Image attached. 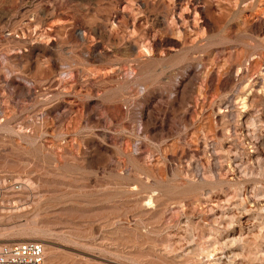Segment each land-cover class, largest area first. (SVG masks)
Listing matches in <instances>:
<instances>
[{"label":"rangeland","instance_id":"rangeland-1","mask_svg":"<svg viewBox=\"0 0 264 264\" xmlns=\"http://www.w3.org/2000/svg\"><path fill=\"white\" fill-rule=\"evenodd\" d=\"M45 264H264V0H0V245Z\"/></svg>","mask_w":264,"mask_h":264},{"label":"built area","instance_id":"built-area-1","mask_svg":"<svg viewBox=\"0 0 264 264\" xmlns=\"http://www.w3.org/2000/svg\"><path fill=\"white\" fill-rule=\"evenodd\" d=\"M45 246L39 241H19L0 245V264H45Z\"/></svg>","mask_w":264,"mask_h":264}]
</instances>
